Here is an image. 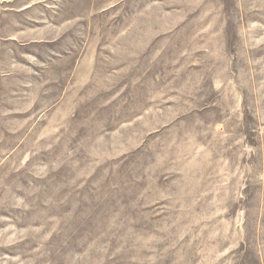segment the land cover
Masks as SVG:
<instances>
[{
	"label": "rangeland",
	"instance_id": "rangeland-1",
	"mask_svg": "<svg viewBox=\"0 0 264 264\" xmlns=\"http://www.w3.org/2000/svg\"><path fill=\"white\" fill-rule=\"evenodd\" d=\"M0 264H264V0H0Z\"/></svg>",
	"mask_w": 264,
	"mask_h": 264
},
{
	"label": "crops",
	"instance_id": "crops-1",
	"mask_svg": "<svg viewBox=\"0 0 264 264\" xmlns=\"http://www.w3.org/2000/svg\"><path fill=\"white\" fill-rule=\"evenodd\" d=\"M41 43V42H40ZM27 76H17V77H6L7 79H1L2 82H10L11 85L6 84L4 88H9L12 90V92L17 91V97H14L13 100L23 99L24 101L22 104L24 105H30V103L33 102V98L38 97L39 92L42 90L41 87H43V80L39 81V78L37 75H43L42 72H36L32 71V74H26ZM18 82V83H17ZM15 87L16 90H13L12 88ZM21 97V98H20ZM49 106L47 108L42 109V107H34L31 112L36 111L40 114L36 117V119H43L44 114H46L48 111H51L53 109V105L48 103ZM29 117V116H28Z\"/></svg>",
	"mask_w": 264,
	"mask_h": 264
}]
</instances>
